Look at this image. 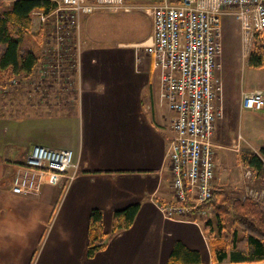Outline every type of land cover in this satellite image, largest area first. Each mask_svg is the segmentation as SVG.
I'll use <instances>...</instances> for the list:
<instances>
[{
	"label": "crops",
	"instance_id": "1",
	"mask_svg": "<svg viewBox=\"0 0 264 264\" xmlns=\"http://www.w3.org/2000/svg\"><path fill=\"white\" fill-rule=\"evenodd\" d=\"M148 18L143 39L80 41L72 102L51 108L23 103L25 115H0V264H166L176 240L198 250L200 264H264L213 262L199 220L169 219L156 207L173 200L166 152L175 112L150 57L140 50L136 60L135 46L148 43L152 31ZM227 91L224 84L217 100L223 115L212 136L215 185L227 165L220 148L235 123L244 127L237 130L245 140L250 132L244 110L233 105L230 111ZM260 121L264 125V117ZM34 144L71 149L76 168L51 177L39 192L12 193L15 167ZM134 203L139 207L132 224L111 233L113 212ZM95 208L102 212L106 245L88 257V219Z\"/></svg>",
	"mask_w": 264,
	"mask_h": 264
},
{
	"label": "built area",
	"instance_id": "2",
	"mask_svg": "<svg viewBox=\"0 0 264 264\" xmlns=\"http://www.w3.org/2000/svg\"><path fill=\"white\" fill-rule=\"evenodd\" d=\"M49 13L34 11L39 22L68 32L79 31L80 16L98 9L109 12L129 10L125 0H54ZM151 18L148 43L135 46L136 60L142 50L150 57L159 74L160 88L167 105L175 112L171 122L172 140L166 155L171 171L173 200L156 204L169 219L200 221L211 213L204 203L213 191L215 161L212 136L223 115L222 82L216 71L222 51L221 20L233 16L240 32L241 56L247 57L254 34H264V0H153L141 6ZM42 27V26H40ZM43 27L41 31L43 32ZM58 32V30H57ZM76 51L72 63L76 65ZM42 74L56 67L39 58ZM36 69V68H35ZM241 110L260 111L264 106V89L242 90ZM245 139L237 132L232 148L239 150ZM73 151L34 144L24 161L15 167L10 190L19 195L39 192L51 177H61L75 169ZM249 170L245 171L250 176ZM253 199L255 196L249 195Z\"/></svg>",
	"mask_w": 264,
	"mask_h": 264
},
{
	"label": "rangeland",
	"instance_id": "3",
	"mask_svg": "<svg viewBox=\"0 0 264 264\" xmlns=\"http://www.w3.org/2000/svg\"><path fill=\"white\" fill-rule=\"evenodd\" d=\"M11 1L0 0V9L8 7ZM152 1L125 0L126 5H134L135 7L129 10L121 9L117 12L98 9L90 14L81 15L80 28L79 31L75 30L76 32H68L64 27H52L49 22L41 25L38 15L33 12L32 26L24 36L23 42L39 56L42 63L46 62L48 65L55 60L57 65L52 69L53 75L48 74V72L42 74L39 72L41 66L37 65L29 78L15 76L9 80L8 84L2 87L4 89H0V115L10 113L25 115L28 107L24 108L23 103H40L51 108L64 105L67 101L72 102L76 93V65L72 63V57L75 49H78L80 41L87 40L89 44L96 41L108 45L120 40L133 42L143 39L147 35L150 19L141 6H146ZM40 26L44 28L42 29L43 32ZM221 28L222 51L218 59L221 67L216 74L222 82L223 89L225 84L226 89L229 90L227 91V103L230 111H232L233 105L239 109V104L237 105V102L239 103L237 96L239 88L240 90L262 89L258 85L264 83V67H249L246 64L247 57L241 56L240 32L232 15L222 17ZM224 69L228 71L226 78L222 75ZM233 79L236 81L235 86L232 85ZM241 112L244 113V117H241L247 121L246 124L250 132L246 136L245 130L243 131L246 140L241 142L239 150L235 151L231 146L232 139H235L237 132H241V129L237 130L241 124L235 123L234 132L230 134L229 140L220 148V151L227 155V165L225 169L219 171V182L216 184L220 185L229 195L244 197L252 194L264 208L263 175L256 176V173L244 166L240 160V154L243 150L258 151V148L264 144V125L260 121L264 116L262 111L244 110ZM247 170L251 172L250 176L245 175ZM213 183L215 185V182ZM212 214L213 210L201 219L209 218ZM228 227L230 228V225ZM238 234L241 236L243 232L239 230Z\"/></svg>",
	"mask_w": 264,
	"mask_h": 264
},
{
	"label": "trees",
	"instance_id": "4",
	"mask_svg": "<svg viewBox=\"0 0 264 264\" xmlns=\"http://www.w3.org/2000/svg\"><path fill=\"white\" fill-rule=\"evenodd\" d=\"M55 7L54 0H12L8 7L0 9V89L15 76L29 78L38 64L39 56L24 42V36L32 26V13L45 14ZM249 67H264V34H254L251 49L246 58ZM264 116V106L262 108ZM264 145L258 151L243 150L241 163L252 169L256 176L263 175ZM22 163V162H21ZM213 214L200 220L211 260L230 263H255L264 261V208L259 200L249 195H229L220 185L213 186L210 198L204 203ZM138 203L115 210L111 219V233L128 228L135 217ZM230 225V228L228 227ZM241 230L243 235L239 236ZM86 255L92 257L106 245L102 228V212L92 209L88 219ZM201 254L176 240L166 259V264H200Z\"/></svg>",
	"mask_w": 264,
	"mask_h": 264
}]
</instances>
